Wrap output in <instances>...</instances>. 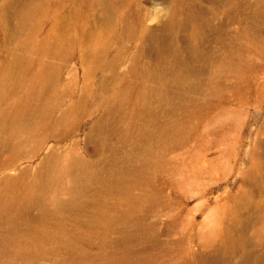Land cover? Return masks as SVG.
Returning a JSON list of instances; mask_svg holds the SVG:
<instances>
[{
  "label": "rangeland",
  "instance_id": "obj_1",
  "mask_svg": "<svg viewBox=\"0 0 264 264\" xmlns=\"http://www.w3.org/2000/svg\"><path fill=\"white\" fill-rule=\"evenodd\" d=\"M0 264H264V0H0Z\"/></svg>",
  "mask_w": 264,
  "mask_h": 264
}]
</instances>
